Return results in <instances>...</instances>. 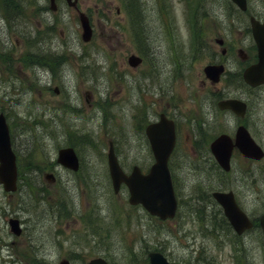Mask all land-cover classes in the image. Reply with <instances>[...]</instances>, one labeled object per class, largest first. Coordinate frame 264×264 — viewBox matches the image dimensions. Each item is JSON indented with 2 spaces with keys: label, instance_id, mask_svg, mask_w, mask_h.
I'll return each instance as SVG.
<instances>
[{
  "label": "rangeland",
  "instance_id": "obj_1",
  "mask_svg": "<svg viewBox=\"0 0 264 264\" xmlns=\"http://www.w3.org/2000/svg\"><path fill=\"white\" fill-rule=\"evenodd\" d=\"M188 2L79 0L93 28L90 41L83 42L74 8L60 2L53 13L46 8L47 0H0V53L12 58L7 72L0 64V111L12 127L19 160L25 167L34 166L28 170L36 178L22 181L10 198L0 185V264H25L15 261L11 253L9 243L22 237L9 231L6 216L23 199L31 207L33 198L36 202L29 213L33 221L39 220L33 241L44 240L49 264L61 258L86 264L99 255L110 264H144L146 251L154 248L178 264H237V241L208 199L211 176L202 165L195 167L183 157L181 167L173 168L179 213L163 221L139 205H129L125 187L114 194L107 173L109 138L127 171L134 163L146 168L152 162L147 142L137 130L136 112L156 114L172 107L174 99L201 93L198 72L207 57L197 40L193 55L185 56L190 42ZM124 4H146L147 32L142 43L149 56L136 68L126 58L135 50L129 35L138 27L137 13L127 14ZM155 4L166 5L161 17L150 9ZM116 6L123 9L118 14ZM31 53L43 58L63 56L55 77L50 69L25 67ZM173 56L181 62V75L160 94L171 79ZM52 81L58 95L49 90ZM69 106L76 111L68 110ZM66 130L77 133L75 142L80 144L77 173L55 163L58 147L67 140ZM49 164L54 169H47ZM46 170L54 173L55 184L42 178ZM219 182L214 179L213 187ZM42 184L48 204L38 200ZM237 197L246 208L258 213L264 209V160L249 164L237 158ZM58 200L59 208L65 204L63 216Z\"/></svg>",
  "mask_w": 264,
  "mask_h": 264
},
{
  "label": "flooded vegetation",
  "instance_id": "obj_2",
  "mask_svg": "<svg viewBox=\"0 0 264 264\" xmlns=\"http://www.w3.org/2000/svg\"><path fill=\"white\" fill-rule=\"evenodd\" d=\"M222 2L203 0L201 5L207 8L206 13L212 20L205 32L198 34L199 46L207 57L204 66L220 67L222 72L216 81L206 77L204 72H198L200 87L197 90L201 96L193 95L186 99L184 124L175 128V147L182 148L183 142L188 163L195 167L202 165L211 176L208 183L219 180L218 188L231 191L236 203L238 201L242 205L237 198V130L244 134L247 131L264 151V83L251 86L243 76L244 69L257 61L258 43L251 21L255 19L264 23V0H245L244 10L233 7L235 16L229 18L228 14L232 13L226 12ZM223 101H229L230 105L221 107ZM219 136L223 139L216 146V157L212 145ZM239 156L247 163L257 162L253 158ZM181 161V157L175 160L174 155L170 158L171 166L176 167ZM223 163L224 167L229 165L227 170L221 167ZM30 173V180L28 177H21V180L30 182L36 179ZM41 188L45 189L43 185ZM42 197L43 203L48 204V195L43 194ZM247 212L252 225L237 233V264H264V238L258 223L259 215H253L257 212L254 209ZM14 214L11 215L19 220L22 227L19 236L22 240L10 242L16 246L17 257L25 260L26 264H48L43 250L44 240L33 241L28 233L31 216L24 211Z\"/></svg>",
  "mask_w": 264,
  "mask_h": 264
},
{
  "label": "water",
  "instance_id": "obj_3",
  "mask_svg": "<svg viewBox=\"0 0 264 264\" xmlns=\"http://www.w3.org/2000/svg\"><path fill=\"white\" fill-rule=\"evenodd\" d=\"M68 2L71 5H75L76 0H68ZM51 8H55L54 0H51ZM79 21L82 27L81 37L84 41H88L91 37L92 29L87 16L82 12H79ZM159 128L157 137L159 136L160 139L171 143L173 136L172 130L170 131L163 122ZM147 133L156 157V161L150 167L148 173L142 174L137 167H134L129 175H125L118 166L110 145L107 154L110 176L115 191L118 190L121 182H125L129 190L128 201L131 204L141 203L151 214L166 218L174 214L176 205L166 165V153H162L161 146L153 139L150 128H148ZM241 149L248 153L251 147L244 146ZM58 161L73 169H76L78 165L77 158L71 148L59 150ZM0 162V181L3 183L5 190H12L15 188L14 155L10 149L7 128L3 117H0ZM214 195L220 202L224 203L223 198L221 199L222 193H215ZM224 205L225 213L236 229L240 230L241 227L250 225L246 215L240 209H235L234 203ZM260 221L264 231V215L261 216ZM11 226L12 228L16 227L15 220L11 221ZM148 256L150 264H174L168 262L159 252H149ZM60 264L68 263L67 261H62ZM88 264L107 263L102 258H94Z\"/></svg>",
  "mask_w": 264,
  "mask_h": 264
}]
</instances>
